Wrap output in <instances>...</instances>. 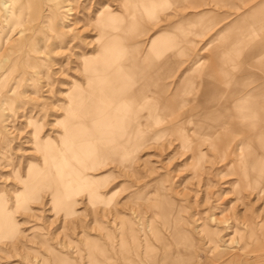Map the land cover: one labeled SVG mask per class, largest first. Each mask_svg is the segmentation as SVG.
<instances>
[{
	"label": "rangeland",
	"instance_id": "obj_1",
	"mask_svg": "<svg viewBox=\"0 0 264 264\" xmlns=\"http://www.w3.org/2000/svg\"><path fill=\"white\" fill-rule=\"evenodd\" d=\"M150 1L144 12L148 0H0V221L12 224L0 222V264H264V145L255 129L218 127L231 94L203 81L211 35L194 29L204 12L239 15L253 0ZM132 23L140 30L124 34ZM168 59V75L151 80ZM149 80L163 121L125 168L95 153L85 175L97 201L57 183L53 195L37 177L24 186L51 168L41 144L57 146L67 121L98 122Z\"/></svg>",
	"mask_w": 264,
	"mask_h": 264
},
{
	"label": "bare ground",
	"instance_id": "obj_2",
	"mask_svg": "<svg viewBox=\"0 0 264 264\" xmlns=\"http://www.w3.org/2000/svg\"><path fill=\"white\" fill-rule=\"evenodd\" d=\"M133 3L134 2L131 4ZM135 3L138 4L137 2ZM140 3L142 4V2ZM162 3L167 4L168 2L165 0ZM125 5L127 10L128 2H126ZM151 5V1L148 0V3L145 4L144 12L149 11V9H153ZM127 16L129 15L127 14ZM103 21H105L104 23L106 25L111 26L116 20L113 15L107 14L106 18H103ZM132 26L133 23L128 27H124L123 33L126 35H135L138 28L140 30V27L138 26V28H136ZM117 58L120 61L121 58H123V53H120ZM169 71V65H166V62L164 61L162 67L158 70L156 69L155 72H151V80L153 78L155 81H158L163 76H167ZM151 80H149V83L146 85L139 86L137 93L131 94L132 96H128L129 98L132 97V100H127L128 102H126V107L118 106L115 110H112L107 116L103 117L98 122L86 125L78 118L67 121V124L63 128L67 137H60V141L57 146L54 144L52 146L41 144L43 145V148L41 147L43 150L41 153L48 158L51 168L48 170H37L34 175H28L27 181L24 182V186H27L26 183H35V181H31V178L37 177L39 178L38 183L47 180L50 182L49 184L51 185L50 188L52 189L53 195L60 194V191L54 186V183H57L61 186V193L67 198L82 188L91 194V198L94 201H97V190L93 187L94 184L89 182L91 180L85 175L88 170H93L94 168L96 163L95 153L100 152L104 158L110 159L111 161H114L115 164L125 168V166L130 162L135 151L139 149L140 142L143 141V138L146 135L145 131L147 129L150 130L153 127H157L161 121H163L161 120V117H158V107L154 108L157 103L154 99H160L163 95L162 88L157 89L156 96H153V99L146 100L149 93L152 92L150 90V87H152L150 86L152 83ZM3 81V77L0 76V86L3 85ZM173 111L175 110H173L170 105L166 113H171ZM115 117H118L120 122H116V120L113 119L115 121L114 122L112 118ZM140 132L144 133L141 135ZM93 140L96 142L95 149L92 148ZM67 206L68 205L65 203L60 204V207L65 209H67ZM4 218L5 216L2 215L0 221L2 226L5 225L11 227V222H7ZM172 219L175 220V218ZM174 220L173 222H175ZM181 246L183 245L181 244ZM191 251L192 248L190 249L187 247L186 256L188 258L193 257ZM179 258H182V256H178V259ZM57 262H59V260H57Z\"/></svg>",
	"mask_w": 264,
	"mask_h": 264
},
{
	"label": "crops",
	"instance_id": "obj_3",
	"mask_svg": "<svg viewBox=\"0 0 264 264\" xmlns=\"http://www.w3.org/2000/svg\"><path fill=\"white\" fill-rule=\"evenodd\" d=\"M250 7L242 14L234 16H218L211 11L204 12L197 16L201 18L195 20L194 29L199 33L208 32L207 35H211L208 46L200 51L202 59H205L202 53L209 47L213 48L210 55L212 68L203 81H217L218 86L213 88L225 93L230 91L231 94L222 98L219 103L228 107L215 108L216 112L221 113L219 121L216 122L218 127L227 128L238 137L246 135V130L250 128L255 129L254 135L258 137V142L264 145V53H253L254 50L264 49V21H253L252 25L244 21L247 18L254 19L260 13L264 16V0H253ZM216 17L222 19L221 24ZM261 34L263 37L257 41L256 36ZM165 62L171 71L174 63L169 59ZM177 102L186 105L185 102ZM241 113L248 119L245 124L241 123ZM244 139H249V136ZM259 143L255 145H260ZM245 145L251 146L252 143L249 140Z\"/></svg>",
	"mask_w": 264,
	"mask_h": 264
}]
</instances>
